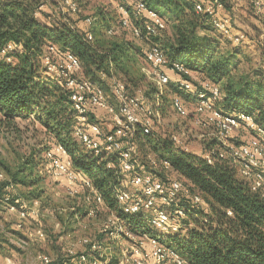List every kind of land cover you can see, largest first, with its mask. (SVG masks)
Masks as SVG:
<instances>
[{"label":"trees","instance_id":"obj_1","mask_svg":"<svg viewBox=\"0 0 264 264\" xmlns=\"http://www.w3.org/2000/svg\"><path fill=\"white\" fill-rule=\"evenodd\" d=\"M49 1L60 4L63 0ZM142 1L163 21L164 28L154 36H146L142 26L149 20L135 16L132 6L125 5L123 1L131 24L141 28L138 39L149 37L152 45L161 49L169 66L182 64L191 74L200 75L201 82L209 81L218 86L223 96L218 109L223 114L252 116L264 128L263 86L260 82L246 80L233 83L227 59L218 55L216 43L209 36L201 35L214 29L210 18L194 9L195 4L203 5L207 0ZM44 7L45 0H0V51L12 46L11 61L0 60V115L7 126L18 119L25 121L31 118L38 122L54 139L53 144L66 151L71 168L92 182L102 198L103 207L123 219L130 234L152 236L144 217L147 213L125 217L120 212L114 198L120 186L117 170L107 169L103 157L84 152L73 138L75 112L69 93L47 76L42 65V57L49 47H54L58 57L66 52L72 53L80 63V74L103 91V83L111 79L123 81L129 89L127 83L117 76L119 71L127 72L128 66L137 62L138 53L130 43H108L106 38L114 36L116 30L130 29L121 28L120 14L116 29L102 14L92 23L93 30L63 22L52 25L43 16ZM165 22L174 28V37L161 45L159 34L165 30ZM88 34L92 35V41L87 40ZM186 80L191 81L189 77ZM192 83L199 86L194 81ZM170 85L174 91L181 90L177 84ZM100 112L96 109L90 112V121L94 122L95 116L100 117ZM137 128L135 138L141 145L158 161H166L170 165L169 170L176 172L208 207L202 210L189 206L185 213V223L190 225L186 236L180 238L176 234L169 238L176 244L171 247L180 257L188 264H264V200L238 176L237 167L228 157L220 158L222 144L216 138H210L203 145L201 154H197L180 149L170 137L152 141L150 133ZM49 149H44L43 157ZM208 152H213L211 164L204 159ZM62 160L65 161L64 158ZM143 160L141 163L146 169ZM40 164L34 155L30 156L10 175L9 181L0 185V201L6 208L21 209L22 202L31 203L40 198L43 194ZM19 185L30 191L25 195L10 191ZM228 211L231 215L227 214ZM123 240L130 242L124 235L112 238L109 233L102 234L95 241L98 248L89 251V245L87 249L93 258L105 264H119L122 250L118 244Z\"/></svg>","mask_w":264,"mask_h":264},{"label":"built area","instance_id":"obj_2","mask_svg":"<svg viewBox=\"0 0 264 264\" xmlns=\"http://www.w3.org/2000/svg\"><path fill=\"white\" fill-rule=\"evenodd\" d=\"M125 5H131L134 15L145 17L143 30L146 36H154L164 28L163 21L156 13L149 10L142 0H123ZM241 0H207L205 4H195L194 9L198 14H205L210 18L214 30L224 39L237 45L243 41L242 34H235L231 29V18L225 12L226 3H238ZM251 9L264 18V0H246ZM60 6L71 13L78 12L76 0H63ZM43 8V6L41 7ZM120 25L123 29H130L134 37H141V28L133 26L126 6L120 7ZM91 24L90 19H86ZM111 34V31L108 32ZM87 40H92V35H87ZM12 46L8 45L0 51V60L10 62ZM144 59L148 65L143 69L145 75L151 80L153 86L161 91L163 87L171 83L166 71L177 75L179 80L176 84L183 92L191 93L194 101V117L196 124L211 129V138H216L226 149L225 156L237 167L238 176L246 180L253 191L260 194L264 200V128L261 127L252 116L249 115H225L218 109L221 93L218 86L204 81L195 87L192 81L186 80L191 77V72L182 64L173 63L169 66L163 52L156 45H149L144 52ZM42 65L45 73L51 79L57 81L69 93L74 116L73 138L83 147L85 152L94 157H103L106 168L117 170L120 176V186L114 194L115 201L122 215L135 217L144 213L146 223L151 231L157 234L144 236L149 243L148 248L142 242L133 246L129 252L122 251V257L130 258L132 264H188L178 252L171 246H167L162 240L163 235H176L186 232L190 225L186 221V209L200 207L207 209L203 199L190 191L183 181L178 179L165 180L156 177L144 170L139 159V153L135 145L136 127H141L144 133H150L152 128L153 113L147 110L149 117L143 119L139 116L142 105L146 103L144 92L131 94L126 84L118 79L109 81V88L114 99V104L107 100L106 93L97 85L84 78L80 72L78 59L70 52L63 56L56 55V49L49 47L48 52L42 57ZM104 79V76H102ZM158 106L157 103L154 104ZM104 112L111 125V129L103 131L100 126L101 118L95 116V121H90V112L93 110ZM172 110L180 118L189 116L184 101L174 96L172 98ZM245 129L251 136L245 145H228L229 136ZM172 142L180 149L187 151L179 139L170 136ZM213 152L204 154L207 163H212ZM223 153L219 154L224 158ZM46 169L54 181H63L71 193L77 189H85L88 195L85 201L89 209L87 214L92 216L100 206H103L102 198L97 194L92 182L75 172L70 166V160L66 151L59 145L49 149L45 153ZM65 157V158H64ZM65 159L62 160V159ZM147 164L152 169H161L166 172L170 165L166 161H158L155 157L148 155ZM144 170V171H143ZM77 194V193H76ZM15 211L16 208H7ZM20 220L36 219L39 215V201L34 200L26 204L22 202V208L16 210ZM231 215V212H227ZM114 215L113 231H109L112 238L121 235L128 239L129 232L125 228V221ZM21 227L20 224L17 225ZM39 241L45 240L44 233L38 229L29 233ZM142 237V238H144ZM84 246H89V251H95L96 243H89L86 239L80 241ZM67 259L60 260L59 264H68L67 261H78L80 264H105L96 258H88L86 254H74L72 250L67 252ZM38 260L43 264H49L50 259L39 256Z\"/></svg>","mask_w":264,"mask_h":264},{"label":"rangeland","instance_id":"obj_3","mask_svg":"<svg viewBox=\"0 0 264 264\" xmlns=\"http://www.w3.org/2000/svg\"><path fill=\"white\" fill-rule=\"evenodd\" d=\"M76 2L78 13L70 14L57 2L51 3L49 0H45L43 16L48 18L46 21L52 25L63 22L69 25L76 24L82 29L90 27L93 30L92 23L95 22L97 16L102 14L110 22V26L116 29L119 14H121L120 7L124 6L122 0H76ZM226 6L228 7L227 13H224L231 18V29L236 34H242L244 36L243 41L233 45L212 28L201 35L209 36L216 43L218 55L227 59L233 83L242 80L260 82L264 91V18L257 15L246 2L238 5L226 3L225 8ZM86 19H90L91 26L86 22ZM165 24V30L159 34L161 45L172 41L174 37V28L166 22ZM106 39L108 43H130L138 53L135 58L137 62L128 66L127 72L119 71L117 77L127 83L131 94L144 92L146 96L151 92L150 96H146V103L142 105V111L139 112V116L143 119L150 116L147 115V110H151L153 113L149 139L157 141L161 137L175 136L188 152H201L203 145L211 138L209 136H211L212 131L196 124L194 101L191 93L172 90L170 84L176 85L172 82L163 87L161 91L155 90L151 80L143 71V69L148 68L143 53L153 41L149 37L138 39L129 30L122 29L116 30L114 36ZM166 73L172 78L171 72L167 70ZM201 78L198 74H191L190 77L192 82H196L195 84H200ZM103 85L108 102L114 104L109 81L104 82ZM174 96H178L184 101L189 113L188 117L180 118L174 113L172 110V98ZM221 100H223V96ZM155 103L158 104L157 107L154 106ZM100 113L102 130L111 129L107 115L104 112ZM136 129L138 128L136 127ZM250 136L251 133L245 129H239L229 136L226 144L245 145ZM134 142L140 161L144 159L145 171L160 179L182 181L174 171L169 170L163 173L160 169H152L147 164L146 157L148 155L155 156L149 153L136 138ZM53 143L54 139L47 135L44 128L38 122H34L33 119L30 118L25 121L18 119L14 121L13 125L7 126L0 115V185L9 181L10 175L15 173L17 168L30 156L34 155V158L40 160L41 163L39 176L42 179L43 190V194L38 198L39 215L34 220L28 218L20 220L16 213L17 209L10 211L0 201V264H43L38 260L39 256L50 259L49 264H59L61 259H67V252L70 250L77 255L86 254L90 259L93 257L88 252L87 246L82 245L80 241L86 239L89 243H94L102 234L114 230L113 212L111 213L105 207L100 206L92 216L87 214L90 206L85 201V197L88 195L87 190L77 189V194L71 193L63 181L52 179L46 169V163L43 162L45 161L43 151L46 147L54 148ZM221 150L224 155L226 149L222 147ZM224 158L226 159L225 155ZM10 191H17L25 195L30 189L19 185ZM18 224L21 225L20 228L17 227ZM38 229L44 233V241L28 236L29 233ZM151 233L157 234L155 231H151ZM171 236L173 235H163L162 240L167 246L174 247L176 244L169 240ZM178 236L184 238L186 232L178 234ZM129 237L130 242L123 240L119 241L118 244V247L126 253L125 255L139 242L148 248L149 243L145 237H136L132 234H129ZM97 260L100 261V259ZM70 264L80 263L74 260L70 261ZM119 264H132V262L130 258L121 257ZM168 264L172 263L169 262Z\"/></svg>","mask_w":264,"mask_h":264},{"label":"crops","instance_id":"obj_4","mask_svg":"<svg viewBox=\"0 0 264 264\" xmlns=\"http://www.w3.org/2000/svg\"><path fill=\"white\" fill-rule=\"evenodd\" d=\"M243 2H246L247 3V1L246 0H241V1H239L238 3H235L234 5H238V4H242ZM231 4V3H230ZM231 5H233V3L231 4ZM227 6H226V8H225V12L227 13ZM233 31V30H232ZM233 33H234V31H233ZM236 34V33H235ZM170 72V71H169ZM172 78H170L171 79V82L172 83H176L178 80H179V77L177 76V75H174L173 73H172ZM102 112V111H101ZM109 121V120H108ZM197 154H201V152H197Z\"/></svg>","mask_w":264,"mask_h":264}]
</instances>
